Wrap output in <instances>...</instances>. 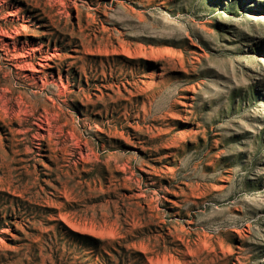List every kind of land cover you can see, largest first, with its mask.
Listing matches in <instances>:
<instances>
[{
    "label": "rangeland",
    "instance_id": "rangeland-1",
    "mask_svg": "<svg viewBox=\"0 0 264 264\" xmlns=\"http://www.w3.org/2000/svg\"><path fill=\"white\" fill-rule=\"evenodd\" d=\"M0 264H264V0H0Z\"/></svg>",
    "mask_w": 264,
    "mask_h": 264
},
{
    "label": "bare ground",
    "instance_id": "bare-ground-1",
    "mask_svg": "<svg viewBox=\"0 0 264 264\" xmlns=\"http://www.w3.org/2000/svg\"><path fill=\"white\" fill-rule=\"evenodd\" d=\"M14 136H17V135H16V134H14ZM27 140H28V139H27ZM27 140H26V141H27ZM27 142H28V141H27ZM6 162H8V160H6Z\"/></svg>",
    "mask_w": 264,
    "mask_h": 264
}]
</instances>
